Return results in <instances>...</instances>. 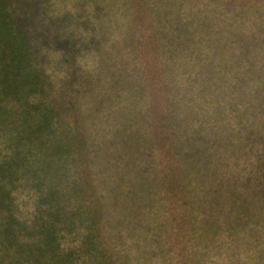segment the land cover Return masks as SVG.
<instances>
[{
    "label": "rangeland",
    "instance_id": "obj_1",
    "mask_svg": "<svg viewBox=\"0 0 264 264\" xmlns=\"http://www.w3.org/2000/svg\"><path fill=\"white\" fill-rule=\"evenodd\" d=\"M50 2L54 8V22L52 26H46L47 36L38 34L32 37L36 47L40 40L55 41L56 25L73 28L78 20L89 21V28L82 25L79 33L87 35L86 37L94 36L97 47H93V51H78L69 61L67 51L23 48L19 53L26 54L29 59L35 58L34 63L45 69L51 75V80L56 79V84L61 82L70 96L77 90L75 83L80 88L84 87L86 94L81 95L80 100L91 101L93 104H87L88 110L96 113L92 116L94 118L86 121L89 113L82 116L80 112L79 126L73 130L69 127L75 126L74 119H68V116L66 118L67 113L53 117L48 114L45 122H52L51 126L54 130L55 125L57 134L64 133V139L56 143L52 140L51 129L41 126L45 123L42 116L48 113L52 104L49 95L43 97L35 91H26L25 97L19 101L15 98L8 99L0 89V264H103L100 255L104 250L99 242L104 240L111 244L109 253H114L109 258V263L104 264H122L116 260L117 256L119 260L134 257L127 251V245L125 249L121 247L122 252L118 250L120 243L116 245V237L120 234L110 223L117 214L112 205L119 203L125 209L131 208L130 211H134V222L140 191L146 182L145 175L155 167L160 179L167 182L172 176L169 183L173 187L176 183L180 189L189 193L191 199L197 198L195 195L210 199L208 207H202L204 212L212 209L214 214L223 216V211L227 208L224 205L223 186L215 187L218 193L210 191L208 194L200 189V181L195 176L187 171L185 174L184 167L182 171L179 170L182 168V161L177 155L184 157L183 142L188 141L189 146L194 142L192 155L205 156V149H200L196 138H202L207 154L211 153L213 143L220 141L222 144L229 135L240 141L246 139L249 126L245 125V121L252 117L244 115L242 118L243 110L240 112L230 106L226 110L222 108L219 116L213 114L212 119L207 117L208 121L202 119L199 126L198 123L194 125V121L190 123L187 112L184 113L181 109H176L168 117L165 112V120L162 122L163 103L180 106L177 98L161 97L159 92V98L154 95V101L138 100L139 103L136 98L122 100L123 92L118 88L131 86L132 95L135 96L139 94L142 85L151 84L156 88V84L161 86L174 81L207 85L264 84V51H250L252 40H248L244 33L241 38L245 39H241L237 32L228 33L227 45L222 51H145L142 40L136 50L118 51L124 47L122 41L125 39H121L124 36L120 33V28H113L115 16L112 5L102 3V0ZM159 2H154L156 16H148L155 18L153 27L156 35L172 25L169 8ZM137 8L139 11L150 10L146 3H137ZM160 38L162 42V37ZM231 44L248 51H243L242 48H238V51L229 48L226 51ZM70 68L79 69L76 71L81 74L73 72L63 77ZM180 73L183 75L180 76ZM236 73L238 81L233 82ZM105 92L110 93L109 97L114 103L121 101L119 106L124 110L109 117L102 116L99 105ZM226 96L225 88L218 90L217 99L224 100ZM64 97L68 95L65 94ZM74 97L76 100V94ZM24 100L26 104L23 106L21 102ZM67 102L64 106L60 104V109L70 113L75 107L71 101ZM58 108L56 104L55 109ZM229 108L232 109V114ZM131 111L141 116L130 117L128 113ZM156 119L161 121L159 127L155 123ZM171 124L177 127L175 135L167 130ZM212 124L218 127L215 137L211 135L216 130ZM188 126L189 133L184 132V127ZM150 131L153 132L151 135ZM258 131L264 139V130L259 125ZM149 135L151 139L148 138ZM161 137H165L166 141ZM82 138L89 143V147L77 156L75 143ZM114 148L118 151L115 157ZM150 152V159H154V162H144L142 165L140 159L148 158ZM113 159L116 165L111 162ZM206 164L205 161V172L208 171L207 167L210 168ZM162 180L158 181L159 184ZM176 202L172 205L177 221L182 226L181 233L184 231L187 240H190L188 243L191 251L195 250L197 244L192 236L190 209L184 208L180 199ZM231 209L232 212L239 211V207L232 206ZM168 211H171L170 208ZM187 225L190 227L188 233ZM177 229L176 227L173 232ZM92 233L95 235L96 248ZM174 240L177 244L183 243V260L177 259L176 255L175 258L171 251L164 249L154 259V263L151 261L150 264H193L194 257L188 255V259H185L184 244L187 240L182 238L179 241L175 237ZM178 248L180 245H175V250ZM153 250L155 249H150Z\"/></svg>",
    "mask_w": 264,
    "mask_h": 264
},
{
    "label": "trees",
    "instance_id": "obj_2",
    "mask_svg": "<svg viewBox=\"0 0 264 264\" xmlns=\"http://www.w3.org/2000/svg\"><path fill=\"white\" fill-rule=\"evenodd\" d=\"M156 1L165 4L172 16V25L157 35L153 27L155 18H148V16H156V3L154 4ZM102 3L112 5L115 16L113 28L116 30L120 28V33L124 36L121 37L125 39L122 41L124 47L118 51L136 50L141 40L144 42L145 51H222L227 45V35L230 32L239 33L240 38L244 33L248 40H252L250 51H264V0H102ZM137 3L148 4L150 10L139 11ZM52 9L54 8L50 0H0V89L8 99L15 98L19 101L23 96L25 97L26 91H35L43 97L49 95L52 104H50V110H47L48 113L43 114L42 120L45 122L48 114L53 117L56 114L66 115L67 113L66 118L68 116V119H74L75 126L72 128L68 126L70 130H73L79 126L80 112L82 116L84 113H89V116L85 118L86 121L96 113V111L88 110V105L93 104L91 101L80 100V96L86 94L84 87L80 88L75 83L77 89L75 100V94L70 96L61 82L56 84V79L51 80V75L34 63L35 58L29 59L26 54L19 53L23 51V48H36V51H67L69 61L78 51H93L92 48L97 47L94 36L86 37L87 35L79 33L80 28L84 26L89 28V21H85L86 24L78 20L73 28L56 25L55 41H37V48L32 37L38 34L47 36L46 26H52L54 22L55 14ZM229 48L238 51L239 47L231 44L226 51ZM242 49L248 51V49ZM62 62L65 63V60ZM76 70L79 69L70 68L65 71L63 77H66L67 73L81 74ZM181 75L183 73H180ZM208 77L205 78L208 79ZM237 81L238 73L235 74L233 82ZM178 83L175 81L161 83V86L156 84V88L151 84L142 85L139 94L135 96L132 95L131 86L118 89L123 92L122 100L130 97L136 98L137 101L151 102L155 100V96L159 98L160 93L161 97L177 98L181 103L180 106L163 103L162 122L165 120V112L168 117L176 112V109L187 112L190 123L194 121V125L198 123V126L202 124V119L205 118L208 121V118H213V114L219 116L222 108L226 110L230 106L235 110L239 109L240 112L243 110L242 118L244 115L252 117L246 121L242 119L245 125L249 126V131L245 134L246 139L242 141L229 135L224 143L221 144L220 141L213 143L211 153L207 154L202 138H196L200 143V149H205V156L192 155L194 153L191 150L195 149L194 142L189 146L188 141L183 142L184 157L181 158L176 153L182 161V168L179 170L182 171L184 167L185 174L187 171L195 176L197 181H200L198 182L200 189L208 194L210 191L218 193L215 187L223 186L224 205L227 208L224 209L223 216L214 214L212 209L204 212L202 207H208L210 199L199 195L191 199L187 191L180 189L176 183L175 187L169 183L172 176L168 178L169 181L164 182L165 180L158 177L156 167L152 168V171H148L145 175L147 183L145 182L144 188H141L136 209L137 217L134 222L132 221L134 211H130L131 208L125 209L119 203L112 205V207L115 206L117 214L110 223L120 234L116 237V245L120 243L118 250L122 252L121 247L124 248L127 245L129 248L127 251L134 256L122 260H119L117 256L116 260L122 264H150L151 261L154 263V259L164 249L171 251L175 258L183 260V243H175L174 237L181 241L182 238L187 240V236L184 231L181 233L182 226L177 221L178 217L172 205L180 199L183 207L190 209L193 220L190 223L193 228L191 231L197 244L195 250L191 251L190 243H188L190 240H187L184 244L185 259H188V255L191 258L194 257L193 264H264V139L258 131V125L264 130V84L207 85V83L180 81ZM224 88L227 91L226 98L217 99L218 90ZM65 94L68 97H64ZM109 95V92H105L103 101L99 105L104 117L124 110L119 106L121 101L114 103ZM67 100L71 101L75 107L74 110H70V113L60 109V104L61 106L68 104ZM21 103L23 106L26 104L25 100ZM56 104L59 106L57 110ZM128 104L131 109V102L129 101ZM189 104L191 106L188 107ZM216 105L219 106L216 107ZM229 111L232 114V109L229 108ZM128 114L130 117L140 115L134 114L133 111ZM160 122L159 119L155 120L158 127ZM51 123L47 121L41 126L51 129L53 142L60 143L64 139V133L57 134L55 125L53 130ZM212 126L216 130L211 135L215 137L218 127L215 124ZM167 130L170 134H177V127L173 124L167 127ZM188 130H190L189 126L183 129L184 132L189 133ZM194 131L193 129V135ZM152 133L150 131V135ZM150 135L149 139H151ZM161 138L166 141L165 137ZM75 144L77 156L89 147V143L83 138ZM175 146L178 152L177 141ZM117 152L114 148L113 157ZM151 155L150 152L148 158H141V164L154 162V159H150ZM205 161L206 167L210 166V168L207 167V172L204 170ZM111 162L114 165L117 164L114 159ZM168 172L172 175V172L169 170ZM159 180L163 182L159 184ZM167 206L171 211H168ZM232 206L239 207V211L232 212ZM122 225L127 228H123ZM176 227L177 231L173 232ZM186 228L188 233L190 227L187 225ZM92 239L95 247L93 233ZM175 245H180V248L175 250ZM99 246L104 250L100 255L101 262L109 263V258L114 255L109 253L111 244L109 242L107 244L104 240L99 242ZM150 249L155 250L150 251Z\"/></svg>",
    "mask_w": 264,
    "mask_h": 264
}]
</instances>
